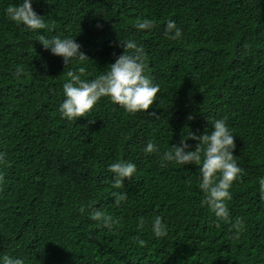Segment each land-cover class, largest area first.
I'll return each mask as SVG.
<instances>
[{"label":"trees","instance_id":"1","mask_svg":"<svg viewBox=\"0 0 264 264\" xmlns=\"http://www.w3.org/2000/svg\"><path fill=\"white\" fill-rule=\"evenodd\" d=\"M19 2L0 0V257L25 264H264V0H33L46 25L36 32L6 16ZM143 20L153 26L139 30ZM169 20L181 38L166 34ZM38 33L74 37L87 58L64 65ZM124 40L143 49L145 73L159 89L153 104L131 114L102 97L87 115L62 118L67 73L95 79L130 52ZM215 119L233 132L241 169L225 201L227 221L202 203L199 166L161 160L189 132L211 130ZM149 142L157 152L144 151ZM186 142L194 150L197 141ZM117 160L137 166L119 189L107 171ZM96 213L115 223L105 227L92 219ZM156 215L168 227L165 237L151 232Z\"/></svg>","mask_w":264,"mask_h":264},{"label":"clouds","instance_id":"2","mask_svg":"<svg viewBox=\"0 0 264 264\" xmlns=\"http://www.w3.org/2000/svg\"><path fill=\"white\" fill-rule=\"evenodd\" d=\"M32 4L33 0H20L19 3L8 6L5 14L10 21L22 24L29 31L45 30L44 17L34 11ZM152 26L150 20H143L136 25L139 30L150 29ZM165 31L166 34H171L172 39L182 37V30L177 27L175 21H167ZM39 36L38 40L43 47L52 55L61 57L64 65L73 59L83 61L87 58L74 37L61 38L59 35L48 37L44 34ZM123 44L125 50L130 52L124 51L114 63L107 66L106 72L95 79L84 80L71 71L67 73L69 79L62 86L64 98L58 107L62 118L72 121L87 115L102 97H108L113 104L131 114L149 109L159 90L158 86L145 73L142 47L132 40H124ZM233 135L224 119H215L211 122V130L206 129L204 134L199 136L189 132L186 138L181 139L179 145H173L161 156L165 165L172 162L184 166L187 164L199 166L198 187L204 194L202 203L207 205L217 219L225 221L230 217L225 201L230 199L229 189L241 172L233 155L235 149ZM188 137L197 141L194 150H190L191 145L186 142ZM144 151L153 153L157 152L158 148L149 142ZM136 170L137 166L127 160H117L109 164L107 171L111 174L112 187L119 189L124 186V181L133 178ZM258 184L260 196L264 199V178H260ZM124 199L126 196L122 194L116 197L114 202L119 205ZM92 219L100 220L108 228L115 223L101 213L94 214ZM144 223V219L141 218L138 227H142ZM240 223L236 220L233 227L239 229ZM150 228L157 238L167 236L168 227L159 215L152 219ZM139 243L143 245L144 241L140 240ZM0 264H25V261L22 258L3 256L0 257Z\"/></svg>","mask_w":264,"mask_h":264}]
</instances>
